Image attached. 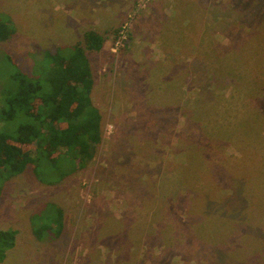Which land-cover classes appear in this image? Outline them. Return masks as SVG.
I'll list each match as a JSON object with an SVG mask.
<instances>
[{
	"label": "rangeland",
	"instance_id": "rangeland-1",
	"mask_svg": "<svg viewBox=\"0 0 264 264\" xmlns=\"http://www.w3.org/2000/svg\"><path fill=\"white\" fill-rule=\"evenodd\" d=\"M240 1L0 0L13 28L0 40V133L27 120L2 118L18 76L46 87L47 52L69 54L88 29L105 38L87 53L102 141L72 173L61 159L0 177V230L16 231L0 264H111L119 250L124 264H264V98L228 100L216 70L236 54L233 34L247 40L264 16ZM38 227L51 240L36 239Z\"/></svg>",
	"mask_w": 264,
	"mask_h": 264
},
{
	"label": "trees",
	"instance_id": "trees-1",
	"mask_svg": "<svg viewBox=\"0 0 264 264\" xmlns=\"http://www.w3.org/2000/svg\"><path fill=\"white\" fill-rule=\"evenodd\" d=\"M250 6L258 9L253 14L251 7L249 9L251 15L258 17L264 13V5L261 6L259 0H254ZM239 25L243 28V23ZM249 26L250 28L247 26L245 28L249 31L245 32L247 40H244L239 33L233 34V39L238 37L240 40L235 47L237 50L235 56L229 59L224 56L225 61L223 56L217 58V73L228 81V86H231L228 100L243 101L246 97L264 98L263 67L254 74L249 66L251 55L255 57L256 62L262 60V55L257 54L256 57L252 49L254 44L259 43L257 40L260 38L257 36L264 32V16H260L256 23ZM12 34L13 28L0 21V40H6ZM104 40L105 38L99 32L88 29L84 31L82 39L72 45V51L69 54L47 52L49 66L45 75L46 87L24 75L16 78L17 89L5 97L6 108L3 109L2 118H12L21 111L27 120L17 127L15 134L0 133L1 178L7 180L21 173L28 165L38 173L44 162L58 165L61 159L72 161L70 171L66 172L69 174L85 166L93 158L95 147L102 141L103 118L90 97L93 79L87 53L99 51ZM247 46L248 50L245 49ZM223 48L227 49L221 45V49ZM244 53H248L247 59L241 58L245 55ZM147 118L152 117L147 115L144 121ZM147 130L148 135L156 136L153 134L155 127L150 126ZM210 144L211 141L202 143L200 146V149H203L202 152H207L211 147ZM195 149L197 150V146ZM57 211L61 216V211ZM59 226H61L60 223ZM43 227L33 229L34 237L38 240H51L42 236ZM15 235L14 229L0 230V263L4 260L6 252L14 246ZM119 235V233L115 234V236ZM55 236L57 235L51 238ZM128 241H131L130 238L124 239L123 243ZM126 245L131 247L129 244ZM120 252L121 250L108 262L127 263L120 260L122 257Z\"/></svg>",
	"mask_w": 264,
	"mask_h": 264
},
{
	"label": "built area",
	"instance_id": "built-area-1",
	"mask_svg": "<svg viewBox=\"0 0 264 264\" xmlns=\"http://www.w3.org/2000/svg\"><path fill=\"white\" fill-rule=\"evenodd\" d=\"M125 36L126 35L123 28V30H121L120 33L118 34L116 41H114L112 50L117 49L119 45H121L122 41L125 39Z\"/></svg>",
	"mask_w": 264,
	"mask_h": 264
}]
</instances>
